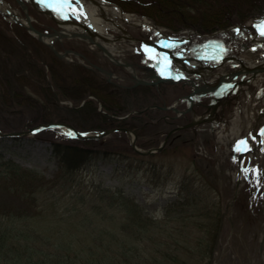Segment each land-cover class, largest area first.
<instances>
[{
	"label": "rangeland",
	"instance_id": "1",
	"mask_svg": "<svg viewBox=\"0 0 264 264\" xmlns=\"http://www.w3.org/2000/svg\"><path fill=\"white\" fill-rule=\"evenodd\" d=\"M11 1L20 7L15 0ZM186 1L191 4L193 0ZM198 5L199 3L197 8L194 6V11L188 12H195L199 16L202 10ZM29 9L40 18L36 22L39 29L52 31L57 27L55 21L37 12L30 4ZM254 9L248 4L242 11L233 12L230 18L248 16L243 23L249 25L255 16H250V11ZM132 12L148 17L167 31L189 28L202 34H212L227 30L228 32L223 33L226 40L233 34L230 26L239 23L236 20L210 29L201 22L184 26L177 21L173 23L177 26L175 29L161 22L159 18ZM125 27L139 38L149 36L146 30H139L130 25ZM56 47L60 52L78 51L84 57L80 58L69 52L63 57L55 56L47 45L23 26L6 21L0 14V50L4 60L0 61V75L7 76L6 94H2L0 88V129L24 133L18 137L0 138L2 209L13 215L27 211L26 215H29L25 218L37 227L38 222L49 226L46 231L53 238L65 232L68 237L89 240V236L98 234L99 231H113L120 235L121 254L128 245L130 251L137 254L139 250L145 254L147 264H264V144L258 145L261 151L259 155L256 154L252 160L244 158L239 164V151L236 149L251 126L231 137L228 124L237 104L241 108L251 95L259 96L263 87L232 94L226 105L228 108H223L216 118L191 126L194 112L187 110V101L180 99L192 91V85L184 81L163 82L161 87L155 86L152 89L156 93H167L166 99L158 102H153L152 99L142 103L143 106L132 104L129 107V112L132 113L142 107V110L163 107L166 114L164 119L167 120L160 121L163 128L157 132L146 129L138 138L141 141L139 147L156 148L167 137L168 132H171L161 151L147 154L140 161V158L129 151L128 134L118 131L104 136L105 146H93L95 149L91 150L90 157L80 169L64 173L60 170V160L54 153V142L66 140L60 128L34 134L30 132V127L48 122H63L75 127L76 123L83 125L82 123L88 122V114L83 112L77 117L68 109V106L75 108L73 102L68 99L50 103L49 93L54 91V84L49 82V65L53 63L57 66L54 62L58 59L80 65L85 62L96 64L111 69L119 78H112V82L110 81L114 88L130 89L144 85H134L125 65L114 64L103 56L101 49L90 42L66 37L57 40ZM19 49L40 57L45 67L44 79L48 82L47 85L51 84V89L42 87L40 74L35 67H30L28 73L26 71L10 76L6 67L12 66L22 70L27 68L24 63L18 61L22 56V53L18 52ZM4 51L15 54L14 61H8L6 57L10 54ZM129 59L140 65L146 61L140 54L129 56ZM59 70L62 78L67 80L66 71L62 68ZM69 74L74 76L76 71L70 68ZM140 74L148 76L150 71L141 70ZM8 90L15 92L13 97H8ZM202 98L197 101V109L194 108L200 116L209 109L211 103V95L206 94ZM175 100L180 101L177 108L186 112L185 117L183 114L179 115L175 108L171 109L170 105ZM61 105H67L62 108L64 112L57 108ZM97 110H100V104L97 105ZM78 124L76 126L82 127L79 129L89 128L88 125ZM263 124L262 121H256L253 131L259 130ZM89 130L93 133L95 129ZM238 182V194L234 199ZM182 184L185 188H182ZM198 187L205 188L203 194H207L205 197L200 194L202 199L204 198L202 205L201 202L198 204L200 207L192 205L195 199L189 201L191 195L196 194L195 189ZM26 191L33 192V195L24 196ZM120 192L134 200L142 214L149 217L154 224L142 229L135 226L132 229L124 227V208L117 202L113 204L110 198ZM189 193L191 195L188 197ZM231 201L227 209V204ZM193 206L204 208L203 215L194 214L191 217L185 216L183 220L178 219L185 213L191 215ZM1 207L0 211L3 212ZM95 215L98 218L94 217ZM176 225H180V228L174 229ZM146 229L148 230L145 232ZM130 251L128 255H134V262L128 258V264H135L136 255ZM118 259L120 263L127 264L124 257L119 256Z\"/></svg>",
	"mask_w": 264,
	"mask_h": 264
},
{
	"label": "trees",
	"instance_id": "2",
	"mask_svg": "<svg viewBox=\"0 0 264 264\" xmlns=\"http://www.w3.org/2000/svg\"><path fill=\"white\" fill-rule=\"evenodd\" d=\"M113 1L119 3L126 10L142 13L152 18H159L161 22L175 29L177 26H174L173 23L177 21L184 26H193V22H201L210 29L222 27L229 23L236 22V20H238L239 23H243L248 16L245 18L241 16L230 18V16L235 11H242L248 4L255 8L253 11H250V16L255 15L251 19L252 21L260 20L264 16V0H193L191 4L186 0ZM198 3L202 10L201 14L198 16L195 12L194 14L189 13L188 10L194 11V6L197 8ZM242 14L245 15L244 12H242ZM18 52L22 53L21 59L18 61L24 63V66H27V68L22 70L21 68L12 66L6 67L10 76L25 73L26 71L28 73L30 67H35L40 74V84L42 87L46 88L47 86L50 88V84L47 85L48 82L44 79L45 67L39 59L40 57H36L33 53H27L26 50H20ZM4 53L10 54V56L6 57L8 61L11 59V61H14L13 59L15 58L13 57L15 54L8 51H4ZM2 58L0 50V61H4ZM54 63H56L57 66L51 63L48 71V74H50L49 81L54 84V91L52 90V92L49 93L50 103L56 102V100H71L75 108L68 106V109L74 112L77 117L83 112L88 114V117H86V119H88V122H86L87 124L82 123L83 125H80L76 123L80 126H89V128L84 130L95 129V131H98L108 127H128L135 131L137 134L136 143L141 145V141H139L138 138L144 133V130L149 129L153 132L154 130L157 132L160 128H163L160 121L167 122V120L164 119L165 110L163 107L145 110H142V107L137 110V112L131 113L124 118H119V116H123L130 111L129 107L132 104L142 105V103L148 100L153 99V102H158L159 100L166 99L167 93H156L152 89L155 88V86L144 85L130 89L124 87L114 88V84L109 82L96 70L86 68L77 63H68L61 59H58V61ZM61 68L66 71L68 82L60 75L59 72L61 71L59 69ZM70 68L76 71V75L72 76L69 74ZM6 79L7 76L5 74L0 75V88L2 94H6ZM13 93L15 92L8 90V97H13ZM90 95L94 96V98L90 97ZM81 103L82 105L80 106ZM99 104L102 110L98 111L97 105ZM66 106L61 105L57 106V108L61 112ZM76 124L75 127L77 128L78 126H76ZM79 128L82 127H78L77 129ZM53 130L54 128H47L39 133H47ZM64 136L66 140H57L54 142V153L59 158V168L64 173H70L80 169L82 164L90 157L91 150L95 149L93 146H105L106 142L104 137L77 138L65 134ZM148 146L152 145L148 144ZM129 151L140 158V161L147 156L135 151L130 144ZM182 188H185L183 184ZM195 191L196 194H194L193 191L192 195L190 193L188 194V197L191 195L189 201L195 199L192 205L199 206L198 204L200 202L202 205L204 200V198L202 199V195L203 197L207 196V194H203L206 190L203 187H198ZM24 194L33 195V192L26 191L23 195ZM110 198L113 204L117 202L124 208L125 221L122 223L124 227L132 229V227L135 226L136 228L142 229L154 224L149 217L142 214L138 204H136L134 200H130L124 193L120 192L118 195L114 194ZM82 201H84V199ZM199 207L193 206V213H191V215L190 213H185L178 219L181 218V220H183L194 214L202 216L204 208ZM2 208L4 207H1V209ZM2 211L3 212L0 211V264H122L118 259L119 256L121 258L124 257V261L127 262V264L130 262L128 258L134 262V255H132L133 257L128 255L131 250L128 245H126V249L121 254L120 235L113 231H99L98 234L95 233L96 235L89 236L91 234L90 232L88 234L89 240L83 238L81 240L74 236L68 237L65 232H62L59 237L53 238V236L46 231V228L49 226H45L43 223L38 222L37 227L30 223L28 218H25L29 215H26L27 211H21L14 215L8 213V211L4 209H2ZM196 211L198 213H196ZM94 217L97 216L95 215ZM185 225L187 226V223H185ZM179 228L180 225L174 226V229ZM147 230L148 229H146L145 232ZM107 251H110V253H107ZM132 253L136 255L135 264H147L145 254L139 250L137 254L135 251Z\"/></svg>",
	"mask_w": 264,
	"mask_h": 264
},
{
	"label": "bare ground",
	"instance_id": "3",
	"mask_svg": "<svg viewBox=\"0 0 264 264\" xmlns=\"http://www.w3.org/2000/svg\"><path fill=\"white\" fill-rule=\"evenodd\" d=\"M21 1L23 4L22 8L11 0H0V11L6 14L10 22L17 19L22 23L23 27L29 30H33L31 28L39 30L36 22H38L37 20H40V18L30 11L26 0ZM81 1L84 14L82 15L79 13L78 16L82 19V22L70 20L65 23L61 22L57 27L53 28L55 32L63 34V36L67 38H75L77 37V33L86 31L83 25L84 23H91L92 27L98 32L94 40L101 44L108 58L115 62L120 61L127 63V61H129L131 65L128 66V74L133 78H140V72L143 66L141 67L142 64L140 65L132 62L129 56L135 55L139 50L138 48L141 43L140 39L142 38L134 35L132 31L127 30L125 26L130 25L139 30H146L158 44L172 50V52L179 57L188 60L187 62L190 65L189 68H191L189 70L190 73H188V80L194 84L200 83L198 85L201 86L206 83L204 87L200 86L196 88L200 89L199 92L207 90L213 92L223 81L234 83V85L238 87V91L241 92L263 87V91L259 96L251 95L250 98L253 97L246 100L241 108H239L238 104L235 110L233 108L234 113H232V118L228 119L231 137L239 134L247 126H251L250 128L253 129V125L256 121H258V123L259 121L264 122V69L259 70L260 67L264 65V35H261V30L264 28V25L256 27L247 24L243 25V27L239 28L243 30L242 34H244L238 37H234L230 34V39L227 41L221 39L222 35L219 36L220 38L211 35H201L197 31L189 28L168 37L162 34V30L157 28L154 22L148 17L125 11L115 3L105 0ZM6 11L8 13H6ZM72 12L76 14L77 11L72 10ZM51 39L52 37L46 35H42L41 38V40L45 42ZM145 49L147 48L143 47L140 50L145 51ZM205 50H208L206 51L208 54L206 56L207 59L210 58V54L223 58L219 63L206 66L200 72V75L195 74L197 71L196 67L202 63L201 61H197L196 58ZM232 64L235 68H232ZM155 78V76H151L147 80H153ZM158 87H160V85H158ZM229 97L230 96L226 97L221 94L211 96V99L215 102V107L209 110L207 109V111L205 110L202 114H213L216 116L223 108H228L226 105ZM202 99L203 98H200V101ZM190 103L191 109L194 112V118L196 119L197 116H199V113L195 112L198 103L194 100V97L190 98ZM174 104V107L179 111V114H181L183 110L177 108V106L180 105V101L175 100L172 106ZM260 108H263L261 114L259 111ZM183 115L184 117L186 116L185 113ZM195 119L193 120L196 121Z\"/></svg>",
	"mask_w": 264,
	"mask_h": 264
},
{
	"label": "water",
	"instance_id": "4",
	"mask_svg": "<svg viewBox=\"0 0 264 264\" xmlns=\"http://www.w3.org/2000/svg\"><path fill=\"white\" fill-rule=\"evenodd\" d=\"M30 1H31L32 5L34 6V8H35L36 10H38V11H40V12H42V13L47 14L48 16H50L52 19H54V20L57 21V22H60V23H61V22H66V21H59V20L57 19L56 15L51 11V9L46 8V7L40 8V7L38 6V4H37L34 0H30ZM48 1L53 2V3L56 4V5H64V1H54V0H48ZM18 2L21 3V0H18ZM73 5H74V4H73ZM74 7L77 8L75 5H74ZM71 21H73V20H71ZM74 22H77V21H74ZM79 22H82V21H79ZM83 25H84L86 31H85V32H82V33H77L76 36L82 38L83 40H86V41H89V42H91V43H94V44L97 45L99 48H101L102 50H104L103 47L101 46V44H100L99 42H95V40H94V37H95L96 35H98V32L92 27L91 23L86 22V23H84ZM156 27L159 28L158 26H156ZM29 28H30V27H29ZM31 29H33L32 31H33L34 33L37 34V37H38L40 40H41V38H42V35H47V36H50V35H51L50 33H44V32H42V31H39V30H37L36 28H31ZM159 29H160V28H159ZM162 34H164L165 36H168V37L170 36L168 33H162ZM54 35H55L54 39H55V38H60L61 36H63V34H59V33H57V32H55ZM54 39H53V40H54ZM41 41H42V40H41ZM43 42H45V41H43ZM140 42H141V44H144V45H151V46H153V47L156 48V49H159V50H162V51L166 52L167 55H168L169 57H171V60L166 59L167 61H164V62H162V63H163V64H169L171 61H173L172 63L175 64V62H177V63H176V66H177L178 69H177V71H174V70H165V71H164V74H167L165 77H159V76L157 77L155 74H153L152 76H155V77H156V78L153 79V80L141 79V78H137V77H136V78H133V79L135 80V84H140V83H145V84H148V83H151V84H158V83L163 82V81H166V80H168V79H173L174 77H176L177 79L180 80V79H182V77H180V74H182V75H186V76H189L188 73H190L189 70L191 69V68H189L190 65H189L188 63H186L185 61L181 60L180 58L176 57V56L174 55V53H173L170 49H167L166 47H163V46H161L160 44L156 43V41H155L154 39H152V38H149V39H140ZM45 43L48 44V45L54 50V52H55L57 55H60V56L62 55V54H60V53L57 51V49L55 48V46H54V44H53V41H52V42H45ZM139 47H140V45H139ZM104 51H105V50H104ZM166 53H163V54L166 55ZM143 54L150 55L151 53H150V52H147V53H143ZM167 55H166V56H167ZM222 58H223V57L211 56L210 59H204L205 62H204L203 60H200V61H203V62H202L201 64H199L198 67H196L197 71L195 72V74L200 75V72H201L206 66H208V65H210V64H213L214 62L221 61ZM117 63H121V62L118 61ZM128 64L131 65L130 62H127V65H128ZM96 67H97L99 70H101V71L107 73L108 76L111 77L112 74H111L110 71H108L107 69H104V68H102V67H99V66H96ZM261 69H264V65H263L262 67H260L259 70H261ZM199 91H200V89H196V88H195V89L192 91L191 94H197V93H199ZM207 91H209V90H207ZM210 92H211V91H210ZM188 97H190V95H189ZM213 107H215V105H213ZM202 120H204V119H200L199 121L197 120L196 122H200V121H202ZM196 122L193 121L192 123H190V125H194ZM58 125H62V124H61V123H60V124H59V123H50V124H47V125H45V126H58ZM32 130H33V129H32ZM113 130H114V129H107V130L103 131L102 134L104 135V134L110 133V132H112ZM124 130H125L126 132H128V134H129L130 136H131L132 133H133L131 130H128V129H124ZM8 134H11V133H4L3 135H8ZM76 134H77L78 136L85 137V135L80 134L79 132H76ZM167 139H168V136L165 138L164 142H163L162 145L158 148V150H160V149L164 146V144H165V142L167 141ZM135 140H136V135L133 133V137H131V145L133 146V148H134L135 150H137V151H139V152H141V153H148V152L153 151V149H147V150L139 149V148L136 146V144H135ZM229 205H230V203L227 204V208H228Z\"/></svg>",
	"mask_w": 264,
	"mask_h": 264
},
{
	"label": "snow or ice",
	"instance_id": "5",
	"mask_svg": "<svg viewBox=\"0 0 264 264\" xmlns=\"http://www.w3.org/2000/svg\"><path fill=\"white\" fill-rule=\"evenodd\" d=\"M76 2L78 3V0H76ZM64 6H67V7H71V0H64ZM73 11H75V9H73ZM67 18V17H65ZM261 35H264V28H262L261 30ZM148 51H151V50H148ZM261 135H264V131H262ZM262 143H264V141H262ZM246 144V141H240L239 142V145H245ZM238 145L237 147V151H241V147Z\"/></svg>",
	"mask_w": 264,
	"mask_h": 264
}]
</instances>
